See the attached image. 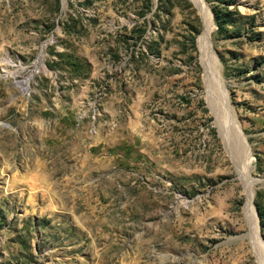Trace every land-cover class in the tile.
I'll use <instances>...</instances> for the list:
<instances>
[{"label":"rangeland","instance_id":"374dc122","mask_svg":"<svg viewBox=\"0 0 264 264\" xmlns=\"http://www.w3.org/2000/svg\"><path fill=\"white\" fill-rule=\"evenodd\" d=\"M200 2L0 0V264H264V0Z\"/></svg>","mask_w":264,"mask_h":264},{"label":"bare ground","instance_id":"6f19581e","mask_svg":"<svg viewBox=\"0 0 264 264\" xmlns=\"http://www.w3.org/2000/svg\"><path fill=\"white\" fill-rule=\"evenodd\" d=\"M194 1H196L197 4L200 5L201 8L204 7V4H202V3L200 2V0H194ZM210 22H211V19H210L209 16H207L206 23H207L208 28H207L206 32H205V33L202 35V37H201V45H202V47H203V49H204L205 52L208 51V46L210 45V41L208 40V37H209V26H210ZM208 24H209V25H208ZM234 130H235V129H234ZM249 207H250V208H253V204L249 203ZM260 243H261V242H260ZM261 244H263V243H261ZM261 244H260V246H261ZM262 248H264V247H262ZM260 249H261V248H260ZM260 253H261V252H260ZM261 255H262V254H261ZM263 257H264V255H263Z\"/></svg>","mask_w":264,"mask_h":264},{"label":"water","instance_id":"95a60500","mask_svg":"<svg viewBox=\"0 0 264 264\" xmlns=\"http://www.w3.org/2000/svg\"><path fill=\"white\" fill-rule=\"evenodd\" d=\"M253 206H254V208H255V211L257 212V210H256V206H255L254 204H253ZM257 217H258V215H257ZM257 238L259 239V241H260L261 243L264 244V237H263V234L260 233L258 230H257Z\"/></svg>","mask_w":264,"mask_h":264},{"label":"trees","instance_id":"16d2710c","mask_svg":"<svg viewBox=\"0 0 264 264\" xmlns=\"http://www.w3.org/2000/svg\"><path fill=\"white\" fill-rule=\"evenodd\" d=\"M259 217L261 218L260 221H261V225H262V217H261V212L259 211Z\"/></svg>","mask_w":264,"mask_h":264}]
</instances>
